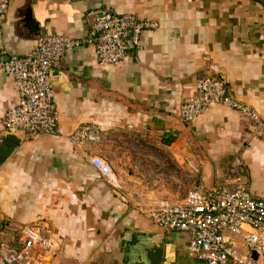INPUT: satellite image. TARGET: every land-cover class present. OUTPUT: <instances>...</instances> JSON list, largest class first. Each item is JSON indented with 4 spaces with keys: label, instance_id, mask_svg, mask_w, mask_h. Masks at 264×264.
<instances>
[{
    "label": "crops",
    "instance_id": "1",
    "mask_svg": "<svg viewBox=\"0 0 264 264\" xmlns=\"http://www.w3.org/2000/svg\"><path fill=\"white\" fill-rule=\"evenodd\" d=\"M261 1L10 0L0 17V50L16 55L34 50L42 35L87 38L85 16L97 9L158 28L143 32L137 51L117 65H100L85 44L52 67L58 134L23 138L0 164V215L8 229L46 226L59 249L50 264L61 257L136 264L132 247L141 238L158 244L161 236L160 264H204L189 256L188 234L164 232L145 215L160 201L181 200L170 198V172L161 178L134 170L138 162L160 164L163 152L174 169L178 162L187 168L190 189L229 176L264 200V142L251 139L238 113L218 106L189 125L179 118L181 103L206 75L224 78L229 94L264 118ZM17 102L13 80L0 73V134ZM91 123L102 130L101 142L72 145L71 133ZM93 157L109 165L107 178L92 168ZM117 157L127 166L118 175Z\"/></svg>",
    "mask_w": 264,
    "mask_h": 264
},
{
    "label": "built area",
    "instance_id": "2",
    "mask_svg": "<svg viewBox=\"0 0 264 264\" xmlns=\"http://www.w3.org/2000/svg\"><path fill=\"white\" fill-rule=\"evenodd\" d=\"M9 2L0 0V17L7 13ZM85 24L88 37L82 40L42 35L25 55L0 50V73L13 80L18 96L17 104L3 117L5 132L21 133L23 138L58 134L52 67L67 51L91 45L100 65L114 66L137 51L143 32L158 28L157 23L132 14L99 9L86 14ZM218 106L238 113L251 139L264 142V118L231 96L220 76L206 75L196 81L194 95L181 103L179 118L189 125ZM102 136L100 127L91 123L76 128L69 140L74 146L96 144ZM89 162L102 178L110 175L109 165L100 158ZM193 171L199 174L200 169ZM145 215L164 232L188 234L189 256L204 264H264V200L239 178L226 176L206 189L193 186L180 201H160ZM46 228L32 224L10 231L0 215V264H50L58 245Z\"/></svg>",
    "mask_w": 264,
    "mask_h": 264
},
{
    "label": "rangeland",
    "instance_id": "3",
    "mask_svg": "<svg viewBox=\"0 0 264 264\" xmlns=\"http://www.w3.org/2000/svg\"><path fill=\"white\" fill-rule=\"evenodd\" d=\"M159 155H160V164L149 165V164H142V162H138V165L136 166V169L134 170V172L154 173L155 177H161V178L162 177L167 178L168 173L170 172L171 187L173 185L175 187L170 198L176 199V200L184 198L186 192H188L189 191L188 189H190L189 187L192 186V180L190 177H188L187 168L178 162L177 167L174 169V166L172 165L171 162L169 163L168 159L166 158V155H164L163 152H161ZM117 158H116L117 164L115 165V168H116L115 171L118 175L120 172V169L122 167L123 169H125L127 166H125L124 164H121L120 158H118V160ZM130 171H131V168H130ZM58 253H59V249L57 250L56 258L58 256ZM112 263L113 262L106 261L105 259L103 260V257H97L96 259L93 258L91 261H85L82 264H112ZM56 264H81V263H79V261H76V260H68L66 259V257H61V260H59V262L56 259Z\"/></svg>",
    "mask_w": 264,
    "mask_h": 264
},
{
    "label": "water",
    "instance_id": "4",
    "mask_svg": "<svg viewBox=\"0 0 264 264\" xmlns=\"http://www.w3.org/2000/svg\"><path fill=\"white\" fill-rule=\"evenodd\" d=\"M21 133L4 132L0 134V164L6 161L22 142ZM163 236L158 244L155 240L140 239L131 249V253L136 258V264H160L163 254ZM153 245V246H152ZM256 256H254V259Z\"/></svg>",
    "mask_w": 264,
    "mask_h": 264
},
{
    "label": "trees",
    "instance_id": "5",
    "mask_svg": "<svg viewBox=\"0 0 264 264\" xmlns=\"http://www.w3.org/2000/svg\"><path fill=\"white\" fill-rule=\"evenodd\" d=\"M261 1V0H260ZM262 2V1H261ZM6 223V222H5Z\"/></svg>",
    "mask_w": 264,
    "mask_h": 264
}]
</instances>
